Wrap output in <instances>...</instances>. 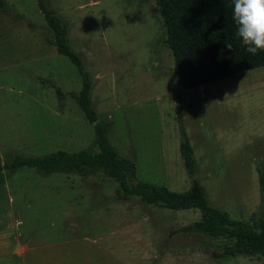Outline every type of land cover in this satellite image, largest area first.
Instances as JSON below:
<instances>
[{
    "label": "rangeland",
    "instance_id": "374dc122",
    "mask_svg": "<svg viewBox=\"0 0 264 264\" xmlns=\"http://www.w3.org/2000/svg\"><path fill=\"white\" fill-rule=\"evenodd\" d=\"M66 28L90 101L118 156L143 181L186 191L194 178L233 219L264 215V65L182 88L156 0H44ZM77 66L58 53L38 0H0V157L93 146L72 93ZM182 125L195 161L180 150ZM102 171L0 172V264H264L233 241L185 228L197 208L121 198Z\"/></svg>",
    "mask_w": 264,
    "mask_h": 264
},
{
    "label": "trees",
    "instance_id": "16d2710c",
    "mask_svg": "<svg viewBox=\"0 0 264 264\" xmlns=\"http://www.w3.org/2000/svg\"><path fill=\"white\" fill-rule=\"evenodd\" d=\"M156 3L166 29L165 40L174 58L177 82L182 88H195L264 65V51L252 55L237 36L232 0H156ZM38 4L53 33L58 53L67 56L82 74V88L72 96L87 121L94 124L95 138L92 147L78 151L59 149L38 156L18 154L8 161L0 157V172L4 168L16 170L24 166L46 174L86 175L91 170L102 171L119 182L121 198L137 195L146 203L169 209H199L200 219L185 230L232 240L233 244L225 247L226 254L264 256V215L255 222L231 218L209 202L196 178L183 192L149 182L130 183L129 177L135 175L136 166L132 160L118 156L107 138L105 126L98 121L90 101V81L80 57L67 42L65 26L44 0H38ZM180 126L182 158L189 173L194 174L192 147L184 127ZM261 182L264 183L263 176Z\"/></svg>",
    "mask_w": 264,
    "mask_h": 264
},
{
    "label": "clouds",
    "instance_id": "9594fccd",
    "mask_svg": "<svg viewBox=\"0 0 264 264\" xmlns=\"http://www.w3.org/2000/svg\"><path fill=\"white\" fill-rule=\"evenodd\" d=\"M237 36L252 55L264 51V0H232ZM228 48H232L227 43Z\"/></svg>",
    "mask_w": 264,
    "mask_h": 264
}]
</instances>
